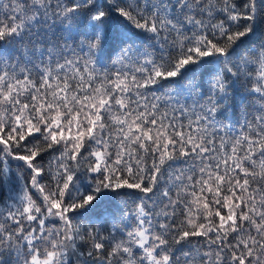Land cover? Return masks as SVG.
<instances>
[{
  "label": "snow or ice",
  "instance_id": "6c2138e0",
  "mask_svg": "<svg viewBox=\"0 0 264 264\" xmlns=\"http://www.w3.org/2000/svg\"><path fill=\"white\" fill-rule=\"evenodd\" d=\"M0 264H264V0H0Z\"/></svg>",
  "mask_w": 264,
  "mask_h": 264
},
{
  "label": "trees",
  "instance_id": "16d2710c",
  "mask_svg": "<svg viewBox=\"0 0 264 264\" xmlns=\"http://www.w3.org/2000/svg\"><path fill=\"white\" fill-rule=\"evenodd\" d=\"M43 163H44L45 165H47V163H48V159L46 158V159L43 161ZM125 202H127L128 205H131V200H130V198L127 197V196H124V197H120V198H118V199L115 201V204H119L120 206H124V205H125ZM8 203H10V201H9ZM81 223H86V221H83V220H82ZM109 227H111L110 224H109Z\"/></svg>",
  "mask_w": 264,
  "mask_h": 264
}]
</instances>
